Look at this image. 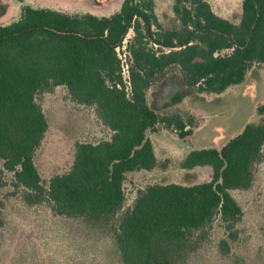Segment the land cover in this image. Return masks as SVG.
Segmentation results:
<instances>
[{
    "label": "trees",
    "instance_id": "trees-1",
    "mask_svg": "<svg viewBox=\"0 0 264 264\" xmlns=\"http://www.w3.org/2000/svg\"><path fill=\"white\" fill-rule=\"evenodd\" d=\"M17 1L21 17L0 26V172L13 174L25 202H48L57 215L110 237L120 264H188L211 242L216 224L226 234L220 251L231 257L244 213L232 191L251 189L264 161V104L257 107L262 123L180 162L185 170L210 167L211 181L149 185L126 211L125 182L130 173L159 167L150 132L163 126L186 141L202 120L191 111L151 108L148 92L169 69L196 93L221 95L264 64V0H241L239 24L207 0H173L180 24L170 29L155 0H124L103 17ZM58 87L91 108L110 137L77 143L71 169L45 182L35 163L49 129L42 102Z\"/></svg>",
    "mask_w": 264,
    "mask_h": 264
},
{
    "label": "rangeland",
    "instance_id": "rangeland-1",
    "mask_svg": "<svg viewBox=\"0 0 264 264\" xmlns=\"http://www.w3.org/2000/svg\"><path fill=\"white\" fill-rule=\"evenodd\" d=\"M45 1L50 5L60 3L67 9L84 4L78 0ZM112 1L116 4V10L122 0ZM207 1L211 2L216 14L237 21L239 5L236 0ZM155 4L156 14L164 27L170 29L180 24L173 13V0H155ZM0 5L9 10L14 8L12 13L17 20L21 17L22 6L18 12L16 0H0ZM3 20L5 15L0 14V26L11 21L10 18H6V22ZM132 36L133 32L127 39L130 40ZM125 54L124 50L120 51L123 61L126 60ZM148 99L151 108L157 112L191 111L202 120L195 128L193 137L186 141L180 140L163 126L159 127L158 133H149L160 165L152 171L128 174L125 211L132 207L138 191L149 185L175 182L194 185L212 180L210 167L185 172L180 168L179 160L192 149H221L248 123L263 122L257 107L264 104V64L255 66L244 84L221 95L196 93L185 85L180 71L171 68L165 78L150 88ZM42 105L49 129L35 163L42 179L48 182L54 175L64 174L71 169L77 143H96L108 139L110 132L91 108L68 99L64 87L46 94ZM164 164H167V168H163ZM3 167L4 162L0 161V169ZM22 193V189L14 186L13 174L0 172V216L4 221L0 228V264H120L110 237L90 231L79 221L57 215L48 202L28 205ZM232 195L244 212L237 227L239 238L232 242V256L221 253L219 241L226 234L216 224L212 229L211 242L188 264H264V161L257 167L253 187L234 190Z\"/></svg>",
    "mask_w": 264,
    "mask_h": 264
},
{
    "label": "crops",
    "instance_id": "crops-1",
    "mask_svg": "<svg viewBox=\"0 0 264 264\" xmlns=\"http://www.w3.org/2000/svg\"><path fill=\"white\" fill-rule=\"evenodd\" d=\"M79 1L80 2H84V4L82 3V5H80V6L78 4H76V6H74L72 8L69 7V9H67V7L65 5H62L60 3H55L54 5H50V3L46 2L45 0H25V4L26 5H30L31 7H34V8H37V9L38 8L39 9L40 8H45L47 6H50V7H53V8H48V9H53V10H57V11H61V12H66V13L69 12L71 14H86V13H90V14H93V15H96V16L103 17V16H111L114 13L118 12L120 10L123 2H124V0H122L120 2V4L117 6L118 9L114 10L115 9L114 6L116 4L113 3L112 0H78V2ZM236 2H237L236 3L237 6L239 5V16L237 18V21H234L231 17H228L226 15H220V16L230 20L231 22H233L235 24H239L241 22V19H242V1L241 0H236ZM17 3L19 5V6H17L18 9H19L18 12H20V8H21L22 4L19 3L18 1H17ZM15 5H17V4H15ZM1 7H3V6L0 5V14H4L5 15V20H3V21L6 22V18H10L11 19V21H8L7 24H4L2 26L8 25V24L12 23L13 21L17 20L16 16H13L14 14L12 13L14 8L9 10L8 8H1ZM14 18H16V19L12 20ZM192 150H189L188 152H186L182 156V158L179 160V162H181L187 156V154L190 151H192ZM155 152H156V149H155ZM156 155H157V153H156ZM208 168L209 167H197V168H195L193 170H185V169H183V170L185 172H195V171H198L200 169H208ZM211 174H213L212 169H211ZM175 183H177V182H175ZM177 184L188 185V184H185V183H177Z\"/></svg>",
    "mask_w": 264,
    "mask_h": 264
}]
</instances>
